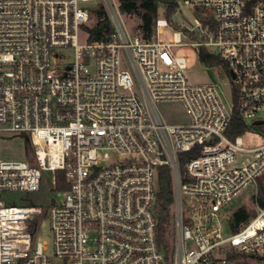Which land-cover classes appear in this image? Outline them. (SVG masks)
Wrapping results in <instances>:
<instances>
[{
  "label": "built area",
  "instance_id": "obj_1",
  "mask_svg": "<svg viewBox=\"0 0 264 264\" xmlns=\"http://www.w3.org/2000/svg\"><path fill=\"white\" fill-rule=\"evenodd\" d=\"M174 1L173 17L186 8L193 19L159 18L145 40L120 18L119 0H0V143L10 135L32 144L26 161L0 153V264H229L228 253L264 264V207L223 235L227 207L264 175V145L227 136L237 119L264 137L255 125L264 121V0ZM100 8L112 30L92 41ZM164 28L169 42L158 39ZM181 47L201 57L218 48L227 78L208 69L211 82H192ZM165 105H181L187 122ZM188 152L196 155L182 168ZM163 168L172 250L158 238ZM57 171L69 188L48 210L7 197L39 192L46 172L56 186ZM39 215L52 253L36 240Z\"/></svg>",
  "mask_w": 264,
  "mask_h": 264
},
{
  "label": "rangeland",
  "instance_id": "obj_2",
  "mask_svg": "<svg viewBox=\"0 0 264 264\" xmlns=\"http://www.w3.org/2000/svg\"><path fill=\"white\" fill-rule=\"evenodd\" d=\"M184 15L176 14L173 17V21L176 24L182 23L186 19L192 20L195 15V11L191 9L184 8ZM163 12V11H162ZM163 14V13H162ZM122 21L127 25L130 32L138 34L137 26L139 25V19L136 17H126L125 15L120 16ZM160 18H165L161 16ZM93 26L96 24V20L92 21ZM174 37V32L170 28H164L161 33L158 34V39L169 42ZM187 42L186 39L183 40ZM176 54L181 56L182 54L190 55L191 62L188 66V74L192 82L196 84H204L212 81L208 69L213 78H227V74L223 70V64L220 62V50L218 48H211L209 50V59L208 62H204L200 55L199 50L193 47H181L176 50ZM71 62V59L69 60ZM164 111L170 109L176 110L175 121L179 123L187 122L186 113L183 110L181 105H165L163 107ZM260 119L264 120V112L259 116ZM252 121L250 124L252 125ZM244 147L245 148H257L264 145V137L259 134V128H252L248 130L243 135ZM0 153L2 159L5 160H23L26 161L27 158V149L25 141L22 137L19 136H3L0 143ZM30 153V152H29ZM28 153V154H29ZM32 163H34L32 161ZM45 181L42 189L39 192H9L8 196L10 199H14V205L22 206H35L42 207L45 211L48 210L54 202L59 203L61 201L62 191H58L54 184V174L51 172L45 173ZM264 182V178L261 179ZM258 184L256 186H251L246 189L238 198H236L226 209L225 213L232 217L234 212L239 208L245 207L249 214L252 215L251 219L258 212V205L254 201L253 197L258 193ZM249 220V221H250ZM248 221V222H249ZM36 222L39 225L37 234L35 235L36 240L40 242H45L49 249V253H52V235L50 232V222L48 217L44 215H39L36 218ZM247 222V223H248ZM230 222L227 218L223 219V235L225 237L232 234V229ZM173 234L169 237L168 242L171 250L173 249ZM260 257V258H259ZM254 259L247 256H241L233 262L232 264H263L261 256Z\"/></svg>",
  "mask_w": 264,
  "mask_h": 264
},
{
  "label": "trees",
  "instance_id": "obj_3",
  "mask_svg": "<svg viewBox=\"0 0 264 264\" xmlns=\"http://www.w3.org/2000/svg\"><path fill=\"white\" fill-rule=\"evenodd\" d=\"M122 13L126 17H136L139 19V25L137 31L145 40H151L155 37L156 21L164 16L166 19L171 20L176 13L177 5L174 0H119ZM163 11V12H162ZM163 13V14H162ZM111 25L106 16L105 10L100 8L98 10V22L91 30L92 41H106L111 33ZM209 55L203 54L202 60L208 62ZM226 66L225 62H222ZM246 129L242 123L234 119L231 126L227 131V136L231 139L236 138L239 135L245 134ZM25 145L27 153L32 151V144L29 138H25ZM196 155L195 152H188L181 154L182 168H185V159H189ZM258 180V193L253 197L258 207H264V182L261 179ZM69 188L65 179V173L63 171L56 172V189L58 191H65ZM174 204V194L172 189L171 175L167 168L161 169L158 179V194H157V207L156 216L158 219V238L160 243H167L172 233V211ZM255 216V215H254ZM252 215L249 214L245 207L239 208L231 218V228L234 233L238 232L241 227L246 224ZM241 255L235 253H228L226 256L227 263L236 262Z\"/></svg>",
  "mask_w": 264,
  "mask_h": 264
},
{
  "label": "water",
  "instance_id": "obj_4",
  "mask_svg": "<svg viewBox=\"0 0 264 264\" xmlns=\"http://www.w3.org/2000/svg\"><path fill=\"white\" fill-rule=\"evenodd\" d=\"M231 75H232L233 78H235V74H234L233 71H231ZM263 124H264V121H260V120H259V121H256V122H255V125H256V126H262Z\"/></svg>",
  "mask_w": 264,
  "mask_h": 264
}]
</instances>
